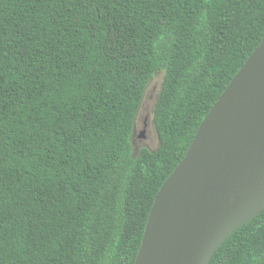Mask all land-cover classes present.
I'll return each instance as SVG.
<instances>
[{
	"label": "trees",
	"instance_id": "1",
	"mask_svg": "<svg viewBox=\"0 0 264 264\" xmlns=\"http://www.w3.org/2000/svg\"><path fill=\"white\" fill-rule=\"evenodd\" d=\"M263 39L264 0H0V264H134L157 193ZM159 72V145L136 152ZM210 264H264V210Z\"/></svg>",
	"mask_w": 264,
	"mask_h": 264
},
{
	"label": "water",
	"instance_id": "2",
	"mask_svg": "<svg viewBox=\"0 0 264 264\" xmlns=\"http://www.w3.org/2000/svg\"><path fill=\"white\" fill-rule=\"evenodd\" d=\"M263 210L264 39L157 193L134 264H210Z\"/></svg>",
	"mask_w": 264,
	"mask_h": 264
},
{
	"label": "rangeland",
	"instance_id": "3",
	"mask_svg": "<svg viewBox=\"0 0 264 264\" xmlns=\"http://www.w3.org/2000/svg\"><path fill=\"white\" fill-rule=\"evenodd\" d=\"M164 73H157L147 85L144 98L139 109L135 133L132 138L134 150L137 152L141 147L147 146L156 149L159 145V138L154 123V110L162 87ZM143 132L144 137H139Z\"/></svg>",
	"mask_w": 264,
	"mask_h": 264
}]
</instances>
